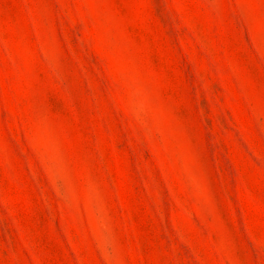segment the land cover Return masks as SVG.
Returning <instances> with one entry per match:
<instances>
[{
    "label": "rangeland",
    "instance_id": "obj_1",
    "mask_svg": "<svg viewBox=\"0 0 264 264\" xmlns=\"http://www.w3.org/2000/svg\"><path fill=\"white\" fill-rule=\"evenodd\" d=\"M0 264H264V0H0Z\"/></svg>",
    "mask_w": 264,
    "mask_h": 264
}]
</instances>
